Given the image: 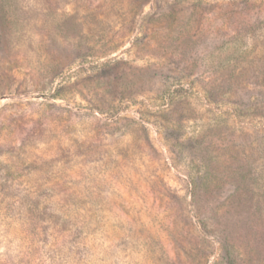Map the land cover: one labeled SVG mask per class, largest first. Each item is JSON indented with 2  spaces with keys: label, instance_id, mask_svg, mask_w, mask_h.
I'll list each match as a JSON object with an SVG mask.
<instances>
[{
  "label": "rangeland",
  "instance_id": "1",
  "mask_svg": "<svg viewBox=\"0 0 264 264\" xmlns=\"http://www.w3.org/2000/svg\"><path fill=\"white\" fill-rule=\"evenodd\" d=\"M0 264H264V0H0Z\"/></svg>",
  "mask_w": 264,
  "mask_h": 264
}]
</instances>
